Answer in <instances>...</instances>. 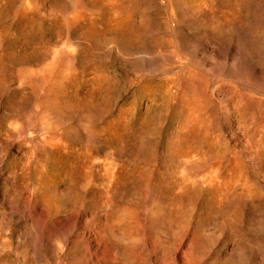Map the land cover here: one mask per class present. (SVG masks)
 <instances>
[{
    "label": "rangeland",
    "instance_id": "1",
    "mask_svg": "<svg viewBox=\"0 0 264 264\" xmlns=\"http://www.w3.org/2000/svg\"><path fill=\"white\" fill-rule=\"evenodd\" d=\"M0 264H264V0H0Z\"/></svg>",
    "mask_w": 264,
    "mask_h": 264
},
{
    "label": "bare ground",
    "instance_id": "2",
    "mask_svg": "<svg viewBox=\"0 0 264 264\" xmlns=\"http://www.w3.org/2000/svg\"><path fill=\"white\" fill-rule=\"evenodd\" d=\"M262 234H263V233H262ZM247 250H248V249H247ZM248 255H249V254H248ZM248 255H247V256H248Z\"/></svg>",
    "mask_w": 264,
    "mask_h": 264
}]
</instances>
